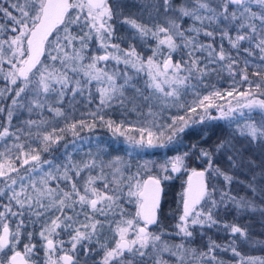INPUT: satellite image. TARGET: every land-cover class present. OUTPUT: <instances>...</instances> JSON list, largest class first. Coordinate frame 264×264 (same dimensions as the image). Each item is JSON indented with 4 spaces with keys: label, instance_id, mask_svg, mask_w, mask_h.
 <instances>
[{
    "label": "snow or ice",
    "instance_id": "obj_1",
    "mask_svg": "<svg viewBox=\"0 0 264 264\" xmlns=\"http://www.w3.org/2000/svg\"><path fill=\"white\" fill-rule=\"evenodd\" d=\"M133 6L120 0H0V264H223L217 250L231 252L237 264H264V257L237 249V240L252 242L248 228L215 215L231 207L237 217L264 216V186L249 183L250 197L232 195L233 177L213 165L208 149L191 146L206 167L191 170L175 233L191 238L196 226L218 227L231 236L226 245L210 241L206 250L170 243L166 233L152 230L161 211V179L169 176L142 178L120 157L74 154L77 142L87 139L81 133L97 121L139 149L167 148L192 125L215 120L235 124L233 138L264 145V0H146L140 12H125ZM118 25L126 26V35L117 33ZM217 67L227 71L232 87L201 96L199 87ZM129 68L143 73L152 96L182 114L128 128L99 115L123 105L128 88L149 98L132 83ZM189 92L193 99H182ZM85 95L89 103L98 97V108L89 111L90 119H76L72 105ZM58 146V156H45ZM222 150L238 151L230 140L215 145ZM189 156L166 159L160 171H187ZM228 159L235 167L233 155ZM215 177L223 178L224 188L209 184ZM124 202L134 205V213Z\"/></svg>",
    "mask_w": 264,
    "mask_h": 264
},
{
    "label": "trees",
    "instance_id": "obj_2",
    "mask_svg": "<svg viewBox=\"0 0 264 264\" xmlns=\"http://www.w3.org/2000/svg\"><path fill=\"white\" fill-rule=\"evenodd\" d=\"M120 2L130 6L134 5L133 7L125 8V12L127 13L129 11L140 12L142 5L146 3V0H120ZM117 33L126 35V26L118 25ZM92 43L95 45L96 42L93 41ZM224 44L225 48L227 49V41H225ZM138 50L142 51L144 55L150 54V51L147 48H138ZM145 80L146 78L143 75H139L132 81V83L136 84V86L144 92V95L149 97L148 99H144L142 96L137 94L135 89L128 88L126 90V96L128 99L125 100L123 105L114 103L110 108H103V110L99 112V115H103L105 120H112L116 123H123L126 127H131L139 126L141 124L148 125L153 120H155L156 123H168L170 122L172 116L182 114V109L166 107L156 96H152L150 94L151 90L144 87ZM204 83L207 86H200L198 89L201 96L207 95L209 91L213 90V87L221 91H226L232 87L231 78L229 77L227 71L221 70L219 67H217L216 72L205 78ZM4 84L5 82L0 80V88H3ZM70 99V97H66V102ZM182 99L191 101L193 96L191 92H189L186 96L182 97ZM98 103V97L94 98L90 103L86 95L77 97L72 105L74 118L90 119L88 113L89 111L97 110ZM149 111L155 115H149ZM211 112L213 115H219L215 110ZM97 125L98 126L92 131H83L81 136L89 133L92 135H99V137L103 139L97 145V154L100 159L106 161L108 159L120 157L129 164V171L135 173L137 170H139L141 172L142 178H146L149 175H156L158 177H163L164 175L169 176L168 179H161V184L164 191L161 202V211L159 214L158 224L152 226V230L166 233L163 238L168 240L170 243L179 244L183 242L188 247L196 248L197 250H206V246L210 241L214 240L219 244L226 245L232 239L231 236L219 230L218 227H204L201 229L199 226H196L191 229L193 231V237L191 238H184L180 235H175V233L178 231L176 225L179 223V216L182 214V196L186 190L187 181L191 174V170L204 169L206 167L205 160L196 157L195 150L191 148L193 144L211 151L213 153V165L220 167L233 177L231 184L232 195L237 197H250L252 193L248 188L249 183H255L256 185L264 186V167L259 165L258 159L254 158L253 160L252 157L254 154L253 147H257L262 151L261 159L264 160V145L249 143L246 145L248 147H246L242 158L239 157V152H236L235 154L232 152L231 155H233V158L237 161L235 167H233L232 162H225V153H222V151H215V145L221 140H230L234 146L239 142L246 141L245 138L241 137L233 138L235 124L229 126V121H205L203 124L192 125L184 133L180 134L177 143L170 145L167 148L144 150L134 146L135 148L132 149V152H129L130 149H126L125 151H117L113 149L115 148L116 143L114 144L112 142V144H110V141H108L110 138L108 139L107 137L108 134H110V129L102 126L100 121H97ZM70 140L71 137L66 138L67 142ZM120 148L121 145H119V149ZM61 150L62 148H59L58 146V150H55L52 153H46L45 156H58ZM83 150H78L77 153L74 154L78 157L83 156L86 154H82ZM89 151H92V149ZM109 151H113V153H109ZM186 151L190 152V156L187 160V171L181 170L178 173H162L160 171L159 165L164 163L166 159H171L173 156L181 155ZM95 153L96 152H94L93 155H97ZM146 161L151 162L150 168L148 170L139 167ZM109 172V169H105V173ZM209 184H216L218 188L225 187L222 177H215L209 180ZM261 199L262 197L258 195L257 202L259 203ZM124 207L129 213H134L135 211L134 205L132 204L124 202ZM215 215L219 221H236L248 228L252 242L244 243L239 240L236 242L237 249L243 256L264 257V216H261V214L257 212L254 214L248 213L237 217L235 210L231 207L229 209L221 208L215 213ZM105 238L110 239V233L108 232L107 228H105ZM216 255L223 262V264H237L239 259L238 257L233 256L231 252H225L222 250H217ZM98 256L99 253H97V258Z\"/></svg>",
    "mask_w": 264,
    "mask_h": 264
},
{
    "label": "rangeland",
    "instance_id": "obj_3",
    "mask_svg": "<svg viewBox=\"0 0 264 264\" xmlns=\"http://www.w3.org/2000/svg\"><path fill=\"white\" fill-rule=\"evenodd\" d=\"M119 67L121 69H123L124 66L123 65H120ZM127 72H128L129 75H132L134 77L133 80L136 79L139 75H143V73H141V74H139L137 76L135 74V70L134 69H131V68L127 69ZM214 110L215 109H210V111H214ZM27 115H28L27 113H21V119H26L27 118ZM259 118L260 117L258 115H256V119H259ZM13 123L14 124L20 123V119H14ZM125 128H128V127L125 126ZM109 133L110 134H108L107 137H108V139L110 138V140H108V139L107 140L110 141V144H112V142L114 144L116 143L115 144V148H113V149H115L117 151H121V150L122 151H125L126 149H130L129 152H132V149L135 148L129 141H127L125 139V137L119 136V135H114L111 130H110ZM131 134L132 135H135V133H131ZM81 138H87V139H81V140H79L77 142V144L79 146L78 147V150L80 151V150H83L84 149L82 151V154L83 153H88L90 149H92V151H91L92 154H94V152H96L95 154L98 153L97 145H98V143L101 142V140H103L102 138L99 137V135H94V134L92 135V134H89L88 133V134H86L84 136H81ZM71 140H72V138H71ZM70 141H69V148L71 149L72 148V145H71ZM248 144H249V142L246 140V141H243V142H239V143H237L235 145V149H237L238 150L237 152H239V157L242 158V156H243V154L245 152L246 147H248L246 145H248ZM119 145H121V148L120 149H119ZM253 149H254V154L252 156L253 157V160H254V158L255 159H258L259 165L262 166V167H264V160L261 159V153H262V151L260 149H258L257 147L256 148L253 147ZM93 150H94V152H93ZM111 152L113 153V151H109V153H111ZM222 153H225V155H226L224 157L225 158V162L228 163L229 162L228 155H231L232 151L231 150H222ZM110 160H112V159H108L106 161H110ZM105 169H108V168H105ZM109 171H111V169H109Z\"/></svg>",
    "mask_w": 264,
    "mask_h": 264
},
{
    "label": "water",
    "instance_id": "obj_4",
    "mask_svg": "<svg viewBox=\"0 0 264 264\" xmlns=\"http://www.w3.org/2000/svg\"><path fill=\"white\" fill-rule=\"evenodd\" d=\"M196 170L200 171V170H203V169H196ZM161 187L163 188L162 184H161ZM186 188H187V186H186ZM163 193H164V191H163ZM162 197H163V195H162Z\"/></svg>",
    "mask_w": 264,
    "mask_h": 264
}]
</instances>
